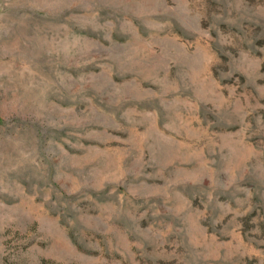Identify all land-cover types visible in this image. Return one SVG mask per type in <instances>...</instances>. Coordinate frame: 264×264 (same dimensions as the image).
I'll return each mask as SVG.
<instances>
[{
	"label": "rangeland",
	"instance_id": "obj_1",
	"mask_svg": "<svg viewBox=\"0 0 264 264\" xmlns=\"http://www.w3.org/2000/svg\"><path fill=\"white\" fill-rule=\"evenodd\" d=\"M0 264H264V0H0Z\"/></svg>",
	"mask_w": 264,
	"mask_h": 264
}]
</instances>
